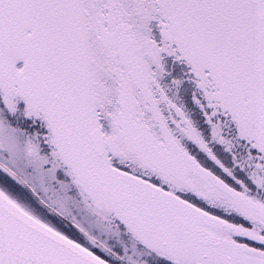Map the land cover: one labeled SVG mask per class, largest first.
<instances>
[{
  "label": "snow or ice",
  "instance_id": "1",
  "mask_svg": "<svg viewBox=\"0 0 264 264\" xmlns=\"http://www.w3.org/2000/svg\"><path fill=\"white\" fill-rule=\"evenodd\" d=\"M0 264H264V0H0Z\"/></svg>",
  "mask_w": 264,
  "mask_h": 264
}]
</instances>
